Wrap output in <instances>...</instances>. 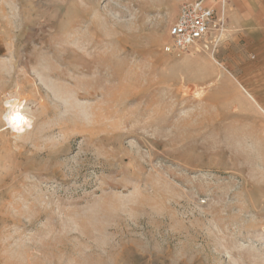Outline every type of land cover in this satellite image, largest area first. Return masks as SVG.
Returning a JSON list of instances; mask_svg holds the SVG:
<instances>
[{"label":"rangeland","instance_id":"1","mask_svg":"<svg viewBox=\"0 0 264 264\" xmlns=\"http://www.w3.org/2000/svg\"><path fill=\"white\" fill-rule=\"evenodd\" d=\"M183 1L0 0V264H264V0Z\"/></svg>","mask_w":264,"mask_h":264},{"label":"built area","instance_id":"2","mask_svg":"<svg viewBox=\"0 0 264 264\" xmlns=\"http://www.w3.org/2000/svg\"><path fill=\"white\" fill-rule=\"evenodd\" d=\"M224 10L217 11L205 0H186L179 8L174 21L168 28L170 42L164 51L179 53L195 51H215L225 30Z\"/></svg>","mask_w":264,"mask_h":264},{"label":"bare ground","instance_id":"3","mask_svg":"<svg viewBox=\"0 0 264 264\" xmlns=\"http://www.w3.org/2000/svg\"><path fill=\"white\" fill-rule=\"evenodd\" d=\"M225 7V6H224Z\"/></svg>","mask_w":264,"mask_h":264}]
</instances>
